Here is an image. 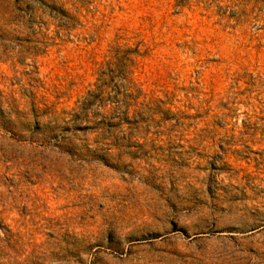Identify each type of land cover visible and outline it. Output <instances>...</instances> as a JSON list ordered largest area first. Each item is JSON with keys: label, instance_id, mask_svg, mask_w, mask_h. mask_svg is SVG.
I'll return each mask as SVG.
<instances>
[{"label": "rangeland", "instance_id": "obj_1", "mask_svg": "<svg viewBox=\"0 0 264 264\" xmlns=\"http://www.w3.org/2000/svg\"><path fill=\"white\" fill-rule=\"evenodd\" d=\"M0 264H264V0H0Z\"/></svg>", "mask_w": 264, "mask_h": 264}]
</instances>
